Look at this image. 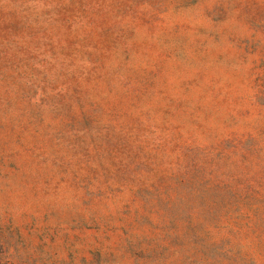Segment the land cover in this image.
Listing matches in <instances>:
<instances>
[{"label":"rangeland","instance_id":"374dc122","mask_svg":"<svg viewBox=\"0 0 264 264\" xmlns=\"http://www.w3.org/2000/svg\"><path fill=\"white\" fill-rule=\"evenodd\" d=\"M0 264H264V0H0Z\"/></svg>","mask_w":264,"mask_h":264}]
</instances>
